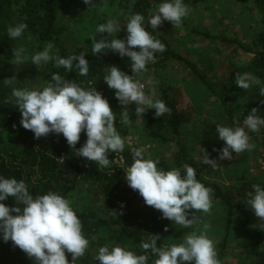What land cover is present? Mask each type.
<instances>
[{
  "label": "clouds",
  "instance_id": "obj_1",
  "mask_svg": "<svg viewBox=\"0 0 264 264\" xmlns=\"http://www.w3.org/2000/svg\"><path fill=\"white\" fill-rule=\"evenodd\" d=\"M83 3L88 5V11L97 8L93 0H83ZM190 12L191 8L184 0H162L147 23L153 31L164 21L178 28ZM145 23V16L140 13L127 16L123 26L126 38L117 39L116 34L122 26L118 19L109 18L87 37L92 41V55L111 51L131 61L132 75L113 65L103 77L108 88L115 90V98L122 106L120 122L128 126L133 123L128 110L130 104H135L134 115L138 119H142L149 109L154 110L156 117L170 113L164 101L154 98V88L146 91L158 82L152 78L142 82L138 78L148 71L150 63H155L157 53L166 50L161 40L145 30ZM27 27L26 23L10 25L7 35L10 39L21 38ZM98 33L107 34V37L97 40ZM58 52L59 49L48 42L42 51L29 57L27 49L21 45L13 50L12 63L23 65L30 60L31 64L40 66L54 61L56 68L71 72L75 62L79 74L88 75L87 53L64 58ZM5 83L11 84L13 79H5ZM235 84L247 91L262 82L251 73H237ZM260 95L264 96V86L260 87ZM6 103H14L21 115L20 125L30 130L35 139L47 137L50 133L62 134L69 148L75 150V155L101 168L110 166L109 152H122L125 148V140L116 128L117 115L108 100L95 88L85 90L61 74L52 73L51 80L42 89L13 88ZM257 113L258 109L252 108L242 123L234 121L232 127L216 125L218 139L224 142L221 149H213L219 152L218 160H232L233 153L239 155L254 149L249 133L259 132L264 127V118ZM82 132L86 134V141L76 149ZM203 152L202 163L213 170L218 169L217 159H210L204 149ZM131 155L133 163L127 169L125 179L144 203L181 228L202 227L186 233L181 243L163 247L157 246L159 236L153 235L141 243L143 254H136L120 245L106 244L99 247L94 259L99 264H148L151 254L156 257L154 264H221L216 243L208 236L211 224L204 219L212 215L214 190L199 181L196 170L189 165L184 166L182 174L179 168L164 170L158 167L159 160L150 156L146 158L143 148H131ZM9 197L15 201L14 206L2 203ZM246 203L261 222L258 228L264 231V187L252 184L251 190L246 192ZM112 213L117 215L115 211ZM164 230L167 231V227ZM0 237L4 242L11 241L34 264H69L66 253L71 255V264H76L90 245L83 233L82 222L67 198L52 191L34 196L23 179L4 176H0Z\"/></svg>",
  "mask_w": 264,
  "mask_h": 264
},
{
  "label": "rangeland",
  "instance_id": "obj_2",
  "mask_svg": "<svg viewBox=\"0 0 264 264\" xmlns=\"http://www.w3.org/2000/svg\"><path fill=\"white\" fill-rule=\"evenodd\" d=\"M134 1L131 0L128 4L124 2V4L121 0H93L97 6L94 11H88V5H85L83 0L76 3L73 0L60 1L55 10V22L63 31L60 35L61 44L71 52H91L92 41L87 37L95 32L99 24L106 22L109 18L120 21L122 29L116 34V38L125 39L127 32L123 26L126 23V17L132 14L126 9V5L131 7ZM149 1L145 30L152 33L155 38L165 40L180 59L164 60L163 53H157L155 63H150L147 66L148 71L140 74L138 78L142 82L149 78L157 81L158 83L151 88H146V91L154 88L155 99H160L162 92L167 93L177 108L186 115L187 121L181 125L179 135L167 136L168 141L152 135V127H149L148 122L149 118L156 117L154 110L149 109L143 114L142 119H138L134 115L135 104L128 105L133 123L130 126L122 124L119 114L123 109L115 98V90L109 89L103 80L96 82V88L111 100V108L117 115L116 128L125 140V148H143L146 158L150 156L158 159L159 163L175 167L180 163L181 157L178 142L188 154V160L200 169L204 155L203 148L199 144L201 132L212 124L229 126L226 111L233 110L234 119L239 120L244 112L257 108L261 101L264 102V96L260 95V87L264 86V75H257L258 71L252 65L253 54L240 47L243 45L251 50L260 51L256 41L258 35L264 32V15L253 0H184V3L191 8V12L184 18L182 26L174 28L170 22L164 21L153 31L147 20L162 0ZM17 13V7L13 5L9 19L4 17L2 24L6 28L15 25ZM102 37H107V34H96L97 40ZM221 39L235 41V43L224 44ZM46 44L47 41L38 40L24 33L21 38L16 39L15 48L24 46L27 49V55L31 57L35 52L42 51ZM135 50L138 51V49ZM130 64V59L123 57L124 72L128 75H132ZM187 65H191L195 72L191 71ZM236 67L243 68L241 74L251 73L257 76L262 84L253 86L247 91L240 89L236 84L234 88L231 74ZM16 70L18 78L15 88L42 89L50 81V78L45 75L44 64L35 66L29 60L23 65H16ZM210 88L215 93L210 91ZM249 135L250 142L255 145L252 151H245L239 155L233 153L232 160L222 161L218 160V153L211 158L217 159L220 165L218 169L213 170L207 165L202 172L196 173L197 179L203 184L213 183L224 190L231 191H236L241 186H246L248 189V186L252 184H260L264 187V175L253 171L251 166L259 155H264V127L259 132L249 133ZM205 152L208 153L207 150ZM0 153L6 157H12L13 163H17L21 156V149L14 142H3ZM120 156H122L121 152H109L108 158L111 162L108 168H101L91 161L85 162L82 165L85 176L76 184L69 200L71 204L78 209L92 211L104 220L114 219L115 216L104 203L100 184L94 180V177L100 173L113 172L115 167L119 169ZM120 176L122 186L127 188L125 176L122 174ZM25 178L27 179L28 176L25 175ZM127 198L130 199L127 211L121 205H117L119 213H122L121 216L128 219L130 224L129 214H139L142 219L139 218L137 221V224L141 226L140 242L132 245L131 249L127 245L124 247L136 254H143L141 243L148 241L156 232L151 226L154 221L150 222L151 217H149L153 208H146L138 192L128 193ZM245 209L252 213L250 205L246 204ZM198 215L202 214L198 213ZM204 219L211 224L208 236L216 243L221 264H248L250 260L246 254L248 226L242 222V217L235 213L230 228L226 230V209L213 199L212 215L205 216ZM144 221L148 224H144ZM169 223L170 233L165 243L162 246L157 245L158 247L181 243L186 233L202 227V225H194L191 229H185L170 220ZM117 227L118 225H114L115 229ZM98 237L95 235L91 238L95 241ZM223 242L225 251L220 254V245ZM98 249V247L91 249L94 256ZM261 249L264 250V231ZM155 259V256L149 254L148 264H154Z\"/></svg>",
  "mask_w": 264,
  "mask_h": 264
},
{
  "label": "trees",
  "instance_id": "obj_3",
  "mask_svg": "<svg viewBox=\"0 0 264 264\" xmlns=\"http://www.w3.org/2000/svg\"><path fill=\"white\" fill-rule=\"evenodd\" d=\"M62 0H0V146L2 143H16L20 146L21 156L17 163H13L12 157H6L0 153V176L5 178H16L18 180L23 179L30 192L34 196L44 195L49 191L56 192L61 196L70 200L73 190L76 188L80 178L85 176L82 165L87 162L83 157H79L74 154L75 150L70 149L66 139L62 134L50 133L47 137H41L35 139L34 134L30 130H25L20 125L21 115L14 103H6V100L11 96L12 89L17 87L16 80L18 78V72L16 70V64L12 63L13 50L15 49L16 39H10L7 35V28L2 24V19L5 17L7 20L10 17L11 9L14 6L17 7V23H26L28 25L25 33L36 37L38 40L51 42L55 45L56 49H59L58 55L67 58L69 55H79V53L69 51L64 45L61 44L60 35L63 33L62 29L55 22L57 6ZM75 3L80 0H73ZM122 3L127 4L131 0H121ZM157 1V0H155ZM254 4L264 15V0H253ZM124 3V4H125ZM150 7L149 0H135L131 7L126 5V9L133 13H140L146 17V14ZM162 43L166 45V50L162 54L164 60L168 59H180L174 51L169 47L165 40L159 38ZM224 44H232L235 41H227L221 39ZM260 47V51L249 49L240 45L246 52L252 53V65L253 68L258 71L259 76L264 75V32L258 35L257 41ZM256 46V44H254ZM258 47V49H259ZM85 59L89 62V72L87 76H81L79 70L73 64L71 72H65L62 68H56L54 61H50L44 64L46 67L45 75L51 80L52 73H58L64 76L65 79L76 81L85 90L94 89L102 94L106 98L111 106V100H109L98 88H96V82L102 81L103 77L108 74L109 66H117L120 70L124 71L123 58L118 53L106 51L99 56H94L91 52L87 53ZM191 71L195 72V69L191 65H187ZM243 68H234L231 74L232 85L235 88V76L237 73H242ZM12 78L13 83H5V79ZM104 81V80H103ZM209 87V86H208ZM210 91L215 93L211 88ZM160 100L164 101L166 106L170 109V113H165L161 117L149 118L148 125L152 127V135L160 138L163 141H168L167 136L177 137L180 133L181 125L184 124L187 119L186 115L181 112L177 105L170 99L169 95L162 92ZM257 115L264 118V102H260L257 106ZM228 114L229 126H234V121H243L248 115L249 111L244 112L243 116L239 120L234 119V114L231 111H226ZM15 125V127H13ZM155 127V128H154ZM156 129V130H155ZM86 134L81 133L80 141L75 146L79 149L86 141ZM170 141V140H169ZM200 146L208 151L209 158L215 157L219 152L213 151V149H221L224 142L218 139V133L216 132V125L212 124L207 126V129L201 132V138L199 140ZM179 145L180 163L175 167L167 166L164 163H159L158 167L164 170H170L172 168H179L183 174L185 165H189L196 170V173L202 172L207 165L202 164V167L198 169L195 164L188 160V154L183 146ZM122 158L126 166L133 163L131 149L124 148L121 152ZM116 168V167H115ZM113 172L100 173L95 175L94 180L100 184L101 194L103 196L104 203L108 207V210L112 213L115 211L117 215L112 220H104L92 211L82 210L76 208L71 204L72 208L80 218L83 225V233L85 237L90 241L88 250L83 258L76 261V264H99L94 259V255L91 252L92 248H99L108 244L109 246L120 245L126 246L131 249L132 245L140 242V224H137L138 219H142L139 214H129V219H125L119 213L117 205H123V208L127 211L129 209L128 193L137 191L128 190L123 187L122 177L124 174L119 168ZM25 175L28 178H25ZM206 187H210L214 190L213 199L217 200L226 209V230L230 228L231 220L235 213L239 214L245 226H248L246 230L247 249L246 254L248 256V264H264V250L261 249L262 242V230L258 228L261 223L250 211L245 209L246 206V192L251 190V185L241 186L236 191L224 190L217 184L205 183ZM9 207L15 205V201L9 197L5 201H2ZM149 209L150 206L146 205ZM150 222L154 221L151 225L155 230L154 235H158L157 245L162 246L165 243L166 237L169 235L171 226L168 219L162 218L160 211L153 210L150 212ZM132 224L134 226H132ZM144 224L148 222L144 221ZM114 225H118L115 229ZM250 225V227H249ZM167 227V231H165ZM135 228V229H134ZM98 235V239L93 241L92 236ZM126 247V248H127ZM225 251V243L220 245V254ZM69 264H71V255L67 254ZM0 264H34L33 260L28 258L27 255L18 247L13 246L11 241L4 242L0 237Z\"/></svg>",
  "mask_w": 264,
  "mask_h": 264
},
{
  "label": "built area",
  "instance_id": "obj_4",
  "mask_svg": "<svg viewBox=\"0 0 264 264\" xmlns=\"http://www.w3.org/2000/svg\"><path fill=\"white\" fill-rule=\"evenodd\" d=\"M120 165H119V168L123 171L124 173V176L126 175V171L127 169L129 168V166H126L125 163H124V160L122 158V156H120ZM252 166V169L253 171L257 172V173H261L264 175V155H259L255 161L251 164ZM125 183L127 185V188L131 189L128 184H127V181L125 179Z\"/></svg>",
  "mask_w": 264,
  "mask_h": 264
}]
</instances>
